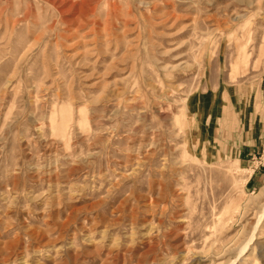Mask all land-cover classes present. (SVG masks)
Masks as SVG:
<instances>
[{
  "label": "rangeland",
  "instance_id": "1",
  "mask_svg": "<svg viewBox=\"0 0 264 264\" xmlns=\"http://www.w3.org/2000/svg\"><path fill=\"white\" fill-rule=\"evenodd\" d=\"M0 264H264V0H0Z\"/></svg>",
  "mask_w": 264,
  "mask_h": 264
},
{
  "label": "bare ground",
  "instance_id": "2",
  "mask_svg": "<svg viewBox=\"0 0 264 264\" xmlns=\"http://www.w3.org/2000/svg\"><path fill=\"white\" fill-rule=\"evenodd\" d=\"M244 249V248H243ZM242 251H244V250H242ZM242 251H241V253H242Z\"/></svg>",
  "mask_w": 264,
  "mask_h": 264
}]
</instances>
